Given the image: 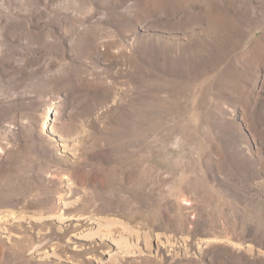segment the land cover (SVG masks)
I'll return each instance as SVG.
<instances>
[{
	"label": "rangeland",
	"instance_id": "1",
	"mask_svg": "<svg viewBox=\"0 0 264 264\" xmlns=\"http://www.w3.org/2000/svg\"><path fill=\"white\" fill-rule=\"evenodd\" d=\"M0 264H264V0H0Z\"/></svg>",
	"mask_w": 264,
	"mask_h": 264
}]
</instances>
